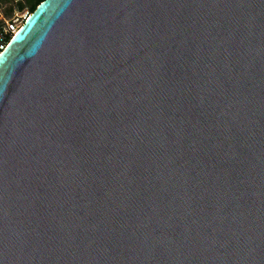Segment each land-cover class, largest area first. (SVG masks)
<instances>
[{
    "label": "water",
    "instance_id": "water-1",
    "mask_svg": "<svg viewBox=\"0 0 264 264\" xmlns=\"http://www.w3.org/2000/svg\"><path fill=\"white\" fill-rule=\"evenodd\" d=\"M0 264H264V0H45L0 53Z\"/></svg>",
    "mask_w": 264,
    "mask_h": 264
},
{
    "label": "built area",
    "instance_id": "built-area-1",
    "mask_svg": "<svg viewBox=\"0 0 264 264\" xmlns=\"http://www.w3.org/2000/svg\"><path fill=\"white\" fill-rule=\"evenodd\" d=\"M31 13L27 9L21 12L13 11L8 14L0 3V53L6 49L15 34L25 24Z\"/></svg>",
    "mask_w": 264,
    "mask_h": 264
},
{
    "label": "trees",
    "instance_id": "trees-1",
    "mask_svg": "<svg viewBox=\"0 0 264 264\" xmlns=\"http://www.w3.org/2000/svg\"><path fill=\"white\" fill-rule=\"evenodd\" d=\"M17 1V6L20 10H24L25 8H27L30 13L32 14L36 8L45 0H16ZM13 12V10L11 8H9L8 10V14H11Z\"/></svg>",
    "mask_w": 264,
    "mask_h": 264
},
{
    "label": "rangeland",
    "instance_id": "rangeland-1",
    "mask_svg": "<svg viewBox=\"0 0 264 264\" xmlns=\"http://www.w3.org/2000/svg\"><path fill=\"white\" fill-rule=\"evenodd\" d=\"M24 2V0H23ZM1 3V8H3L6 12H8L9 8H11L13 11L21 12L17 6V1L16 0H0ZM27 10V8H25ZM24 9V10H25Z\"/></svg>",
    "mask_w": 264,
    "mask_h": 264
}]
</instances>
